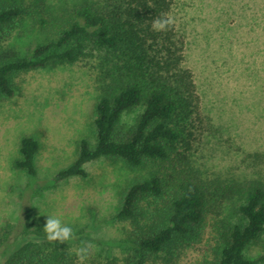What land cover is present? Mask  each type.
<instances>
[{"label": "rangeland", "instance_id": "rangeland-1", "mask_svg": "<svg viewBox=\"0 0 264 264\" xmlns=\"http://www.w3.org/2000/svg\"><path fill=\"white\" fill-rule=\"evenodd\" d=\"M82 1L45 0V7L57 13ZM170 15L184 40L185 66L194 75L201 112L212 124L192 147V169L206 180L264 181V0H173ZM13 26L0 37V46L21 56L50 37L30 17ZM97 62L92 58L20 72L13 77V96L0 99V228L8 222L43 231L51 215L75 236L68 243L35 242L42 254L56 250V256H37L43 264H80L75 251L82 242L91 245L84 264H108L111 259L126 264L129 251L115 242L131 226L113 219L125 187L150 175L162 179V195L142 203L143 210L172 193L176 172L167 160L132 169L116 159H99L84 166L85 178L51 181L73 162L82 139L95 142ZM25 136L39 143L34 178L13 167ZM204 222L196 227L195 241L172 264L211 263L212 232L209 219ZM22 237L17 234L4 243L0 258L28 243ZM263 252L264 233L245 254L253 259Z\"/></svg>", "mask_w": 264, "mask_h": 264}, {"label": "trees", "instance_id": "trees-1", "mask_svg": "<svg viewBox=\"0 0 264 264\" xmlns=\"http://www.w3.org/2000/svg\"><path fill=\"white\" fill-rule=\"evenodd\" d=\"M45 3L0 0V37L24 16L50 35L25 56L0 46V99L13 96V77L20 72L92 58L99 67L95 142L82 139L73 162L51 181L85 178L84 166L99 159H116L132 169L167 160L176 175L166 200L141 207L162 195V179L155 175L133 180L121 195L113 219L131 226L115 242L129 251L126 264H172L195 241L196 227L206 218L213 243L210 264L264 263V252L253 259L245 254L264 233V181L206 180L191 167L192 147L212 124L201 112L194 75L185 66L183 37L175 25L164 32L151 30L152 19L170 15L173 0H83L57 13L46 11ZM38 149L37 140L23 137L13 167L34 178ZM26 228L4 222L0 249L17 234L28 243L0 258V264H43L37 256H56L55 249L42 254L35 248V242L47 240L41 229Z\"/></svg>", "mask_w": 264, "mask_h": 264}, {"label": "clouds", "instance_id": "clouds-1", "mask_svg": "<svg viewBox=\"0 0 264 264\" xmlns=\"http://www.w3.org/2000/svg\"><path fill=\"white\" fill-rule=\"evenodd\" d=\"M175 24V18L169 14H161L151 20V30L154 32H164L171 29ZM43 232L45 233L46 239L49 242H70L75 236L73 229L62 223L61 219L47 215L45 224L43 227ZM91 245L84 244L75 251L80 264H84V261L89 255Z\"/></svg>", "mask_w": 264, "mask_h": 264}]
</instances>
